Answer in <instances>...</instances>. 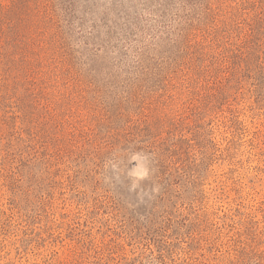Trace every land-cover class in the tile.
<instances>
[{"label":"rangeland","instance_id":"1","mask_svg":"<svg viewBox=\"0 0 264 264\" xmlns=\"http://www.w3.org/2000/svg\"><path fill=\"white\" fill-rule=\"evenodd\" d=\"M0 264H264V0H0Z\"/></svg>","mask_w":264,"mask_h":264}]
</instances>
